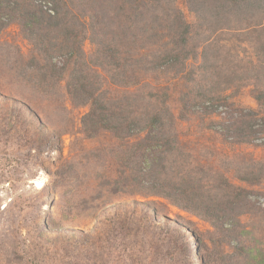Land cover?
<instances>
[{"label":"rangeland","instance_id":"1","mask_svg":"<svg viewBox=\"0 0 264 264\" xmlns=\"http://www.w3.org/2000/svg\"><path fill=\"white\" fill-rule=\"evenodd\" d=\"M66 1L73 4L67 37L86 36L77 60L63 55L70 41L42 26L46 62L17 21L0 27V264H180L182 233L191 251L186 264H248L254 249L264 248V108L253 97L254 86H264V56L241 40L248 12L233 0ZM260 6L264 26V1ZM84 14H97V21L79 33ZM185 23L192 29L177 46L187 55L180 71L166 56L174 30ZM97 38L104 45L96 47ZM62 61L68 68L62 80H46L50 71L41 66ZM75 73L116 101L121 117L158 109L174 116L164 131L177 136L179 149L159 161L164 172L146 176L182 178L195 211L133 193L148 192L135 184L144 165L133 152L146 131L87 135L81 119L88 105L66 90ZM159 238L173 240V263L150 256Z\"/></svg>","mask_w":264,"mask_h":264},{"label":"trees","instance_id":"2","mask_svg":"<svg viewBox=\"0 0 264 264\" xmlns=\"http://www.w3.org/2000/svg\"><path fill=\"white\" fill-rule=\"evenodd\" d=\"M262 1L264 0H233V4H235V6L239 4L240 7L248 12L247 14L249 15V17L252 18L250 23L246 27H244L242 31H239L243 35L241 36V40L249 45L254 54L264 56V26L260 21V17L263 13L260 6V3ZM69 5L71 7L73 6L72 2L68 4L66 0H0V27L5 25L10 20L17 21L23 29L24 35L28 39L39 43L41 47L40 53H42L40 54V58L45 62L48 61L47 58L50 59L51 56H47L49 54L48 50L50 47H48V49H44V39L46 37V34L49 33V30L51 31V33L55 32L58 39H61L62 41L64 40L65 43L66 41H70L69 43H67L68 48L65 51L66 55L63 54L65 58H74L75 60H77L80 56L83 57L80 43L84 38H86V36L77 38L76 33L72 34L73 32H70L69 37L71 35L74 37H67V32L69 31L67 27L69 24H67L68 20L66 19V15L70 9ZM84 15H86V17H83V20L79 22V25L81 26V30H79V33H84V31L87 29V26L91 25L92 19L97 21V14ZM4 18H8L9 20L2 21V19ZM257 21L260 23H258ZM250 24L251 26H249ZM41 26L42 28H45L46 34L41 33ZM63 27L65 31L64 37L60 34ZM89 28L92 29L91 26ZM191 29V25L189 23H185L182 24L180 28H176L174 30L175 43L166 56L167 61H170V63L178 65L180 67V71H182L185 66L187 55L180 56V53L182 51L180 50V47L177 46L182 44V42L188 38ZM93 32L96 33L95 29L93 30ZM97 39H95L96 47L103 43L101 41V38ZM163 57L165 58V56ZM38 59L39 58L37 57L33 58L32 62H34V60L37 62ZM64 65L65 64L63 61L62 66H56L54 64L42 65L41 69L44 67L46 69L45 71H50L49 73L43 72L45 79L48 80L50 78H56L62 80V78L68 71L67 66ZM30 67L35 66L34 64H32V66ZM35 68H37V66ZM153 68L154 66H147L145 70H151ZM82 78V75H77L76 73L73 76H70V80L66 83V90L69 93L70 98L74 100L73 102L79 105H88V110L81 119L84 131L87 135H94L96 131H98L99 129H103L112 132L118 137L127 138L136 135L141 131H146L143 139L137 142L133 148V152H140L139 155L140 157H142V163L144 165L142 167L144 176H142V178L134 183L138 185V187L140 186V189H148V192L134 190L133 193H137L144 198L149 197L150 195L160 197L166 199L172 205L187 212L195 211L197 209L196 203L189 197L188 190L185 188L186 182L183 181L182 178L180 182H171V184L165 180H158V178L156 177L148 178L146 176V173L153 172L155 170H157V173L162 171L164 172L167 167L160 165L159 161L163 160V157L165 155H171L172 151L179 149L178 147H175L177 144V136H175L174 134H166L164 131L168 125L169 127L173 126L174 116L164 108L167 113L164 114H166L167 116H163V112L158 109L155 110L151 115H148L144 118H141V115L121 117V114L118 115L116 114L117 111L115 112L117 102L108 98H104L101 94H99L97 88L92 87L89 81L84 82ZM253 97L258 105L264 108V86H254ZM75 99L79 100L77 101ZM186 104L187 102H183V108L186 107ZM214 107H210L205 113L208 114L210 111H213L215 109ZM239 142L242 143L245 142V140H239ZM244 177L246 178V176ZM246 179H244L243 181L255 183L254 180ZM122 185H125V183ZM120 187L122 186H116L114 191L120 190ZM141 203L142 202L140 201L134 200L132 202V205L139 206ZM136 208L137 207H134V211H136ZM197 213L198 214L196 215L212 218V221H216L219 218L218 214H212L211 212H205V214H200L199 212ZM142 217L146 219L150 218L148 214H146V212L142 213ZM129 228L130 226L127 225V229ZM172 234L173 232H171V235ZM182 235L185 234H181L182 239L180 240L181 242L179 244V249L182 250V252H180L179 254L183 255L181 256V258L184 260L185 256H190L191 251L189 244ZM117 239L118 236L116 232L112 233L108 239V246H111L113 250L115 248V245H118V243L116 242ZM157 241H160V238ZM157 241L153 243V248L149 249L150 256L155 257L159 255L160 260L169 259L173 263L172 259H174L175 255L173 253L175 249L171 245V242H173V240L168 238L166 240L160 241L161 243L158 242V244ZM163 242L164 245L162 244ZM122 245L124 246L125 244ZM140 245L144 246L145 243L141 241ZM258 249L259 248L254 249V254L250 256L251 260L246 263L264 264V248L260 250ZM103 254L104 253L102 251L98 255ZM92 258L94 259L95 257L92 256ZM155 260L159 262L157 258H155ZM183 260L180 264H183ZM96 262H94L93 264H96ZM184 264H186L185 260Z\"/></svg>","mask_w":264,"mask_h":264}]
</instances>
